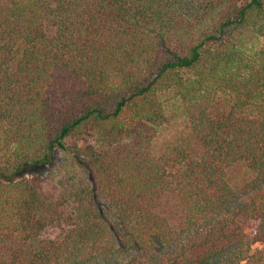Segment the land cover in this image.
<instances>
[{"label": "trees", "instance_id": "1", "mask_svg": "<svg viewBox=\"0 0 264 264\" xmlns=\"http://www.w3.org/2000/svg\"><path fill=\"white\" fill-rule=\"evenodd\" d=\"M0 264H264V0H0Z\"/></svg>", "mask_w": 264, "mask_h": 264}, {"label": "rangeland", "instance_id": "2", "mask_svg": "<svg viewBox=\"0 0 264 264\" xmlns=\"http://www.w3.org/2000/svg\"><path fill=\"white\" fill-rule=\"evenodd\" d=\"M57 161H60V159L58 157H57ZM46 171H47V168H45V167L34 168V169H30V170L25 171L20 177L21 178H30V177H33L36 175H42V174H44L43 172H46ZM241 224H242L241 226L248 232L253 231V229H254L253 225H249L246 222L242 221ZM58 233H59V229L57 227H50L45 232H43L42 236L45 238H48V239H53L57 236ZM261 247H262L261 245L256 246V248H261Z\"/></svg>", "mask_w": 264, "mask_h": 264}]
</instances>
